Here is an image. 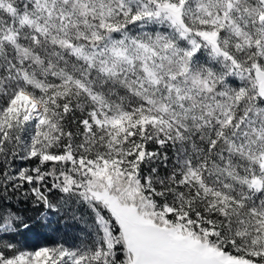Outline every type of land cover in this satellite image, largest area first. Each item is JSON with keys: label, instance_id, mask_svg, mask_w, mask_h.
Segmentation results:
<instances>
[{"label": "snow or ice", "instance_id": "snow-or-ice-1", "mask_svg": "<svg viewBox=\"0 0 264 264\" xmlns=\"http://www.w3.org/2000/svg\"><path fill=\"white\" fill-rule=\"evenodd\" d=\"M0 264H264V0H0Z\"/></svg>", "mask_w": 264, "mask_h": 264}, {"label": "trees", "instance_id": "trees-1", "mask_svg": "<svg viewBox=\"0 0 264 264\" xmlns=\"http://www.w3.org/2000/svg\"><path fill=\"white\" fill-rule=\"evenodd\" d=\"M56 238V236L55 235H53V239H55Z\"/></svg>", "mask_w": 264, "mask_h": 264}]
</instances>
